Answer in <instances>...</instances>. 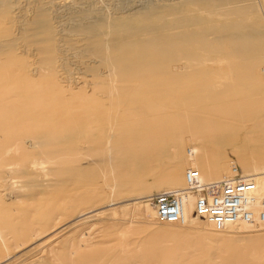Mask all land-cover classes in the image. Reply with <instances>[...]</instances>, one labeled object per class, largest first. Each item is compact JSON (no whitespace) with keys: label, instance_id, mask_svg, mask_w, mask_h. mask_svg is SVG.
<instances>
[{"label":"bare ground","instance_id":"6f19581e","mask_svg":"<svg viewBox=\"0 0 264 264\" xmlns=\"http://www.w3.org/2000/svg\"><path fill=\"white\" fill-rule=\"evenodd\" d=\"M68 1L75 16H70L63 25L49 9L51 0H24L17 7L19 11L16 9L18 13L14 12L18 0H0L2 12L10 16L16 27L9 45L15 46L18 34L37 45L34 52L41 53L40 62L47 68L41 66V73L51 77L56 93L53 98L45 97L25 86L0 100V207L7 194L14 192L15 198L31 194L23 191V187H42L48 195L45 206L36 201L22 212L25 216L31 213L28 216L30 237L38 238L44 228L53 227L65 214L61 197L66 200L71 195L69 189L64 187L62 191L61 187L67 181L93 185L78 195L79 204L92 202L85 208L88 212L99 207L95 202L106 197V190L116 195L106 199L110 203L122 201L118 195L142 188L148 191L142 196L146 198L142 203L150 204V209L155 211L152 197L158 192L182 189L188 168L197 169L207 183H215L227 175L233 161L228 162L219 179L228 159L226 150H229L243 173L258 175V190L264 191V36L256 33V38L251 40L255 30L248 24L249 13L255 5L264 12V0H140L107 12L101 0ZM238 55L254 57L257 68L247 73L234 70L232 61ZM212 60L226 69L218 67L219 73L215 70L218 74H214L208 67V61ZM57 67L65 70L62 72H66L68 82L75 84L71 89L77 90L64 92L56 80ZM75 72L80 76L89 74L91 78L81 80L75 77ZM130 79L140 85L132 87ZM240 79L247 80L248 92L259 101L256 108L243 97L242 88L237 84ZM89 83L90 88H96V92L92 90L95 95L102 91L99 87L105 94L95 96L90 91L84 92ZM88 92L93 95L96 114H92L98 123V135H77L78 120L71 103L78 98L89 103ZM13 96L22 98V105L5 102ZM195 101H210L205 106L208 112L229 120L221 122L211 116H195ZM30 103L36 109L30 108ZM114 105L116 109L112 108ZM157 106L172 107L171 115L184 117L185 121L190 118L202 125L206 122V126L199 127L207 130L212 125L222 128V135H204L208 137L207 142L201 143L196 138L186 148L184 144L190 140V131L184 128L189 134L186 139L182 133L175 134L168 121L150 118L152 108ZM46 107L50 108L48 113L43 111ZM127 110L134 112V119L119 120L129 114ZM81 114L78 116L86 119V114ZM14 117L20 119L18 123L42 118L68 123L59 135H13ZM204 129L198 131L202 137ZM246 135L252 136V142H247ZM206 145L214 148L213 153ZM46 174H51L53 184L43 181ZM56 192L58 196L53 201ZM139 197L128 198L127 204L108 210L111 215L126 212L127 208L132 211L141 202ZM193 208L194 197L186 194L183 198L185 220L181 226L195 229L202 240L220 244L218 264H264V233L250 234L252 230L248 226L236 223L221 230L229 232L227 229H230L238 233L236 236L224 232L214 233L215 238L207 237L204 220L194 215ZM140 216L147 223L146 216ZM9 220L10 215L5 217L0 213V239L2 228H10ZM159 224L167 227L161 230V237L178 243L171 264H196L197 256L204 253L196 234L183 236L180 229L173 228L174 224ZM261 229L264 228L253 231ZM81 237L80 233L76 237V248L82 244ZM207 249L206 260L199 264H212L211 252ZM162 259L159 264L170 261L164 256Z\"/></svg>","mask_w":264,"mask_h":264},{"label":"rangeland","instance_id":"374dc122","mask_svg":"<svg viewBox=\"0 0 264 264\" xmlns=\"http://www.w3.org/2000/svg\"><path fill=\"white\" fill-rule=\"evenodd\" d=\"M101 1L103 3L101 4L104 6V8H106L107 12L108 10L112 9L117 10L122 6L125 7L132 2L137 3L140 0ZM155 1L159 2V0ZM23 4L24 0H18V5L14 9V12L18 13L19 9H17V7L22 6ZM68 5V0H51V3L49 4L51 13L53 14V16H56L57 20L63 25L66 24L70 16H75L73 14V8L69 7ZM249 16L250 17L248 24L255 30L253 38L251 40L256 38V33L264 36L263 10L259 9V7L255 5L254 8H252V10L250 11ZM4 29H7V32ZM15 29V23L10 21V16L4 14L0 7V85L2 86V90L0 92V100L2 99V97L12 95L13 91L22 90V88L25 86H28L35 91H39L45 97H47L48 95L50 98H53L52 95H54L55 97L56 93L53 88L51 77L48 75V73H41V66L44 69L47 68H45V66L40 62L42 58L41 53L34 52V49L37 45L29 43V39L24 35L21 36V34H18L16 36L15 46L9 45V43H12L13 33L16 31ZM236 59L232 61V67L234 70L240 73H247L257 68L258 62L254 60V57L246 56L245 58V56L238 55ZM209 62H211L212 64ZM216 63L217 62H213V60L208 61V67L214 70V74L217 73L215 72V70L218 71V67L219 69H226L225 65H217L218 63ZM64 66L69 69L68 65ZM57 68L59 69L56 80H58L57 82L62 86L64 92L68 93L77 90L71 89L75 86V84L68 82L66 72H62L65 70L60 69L61 67ZM23 69H27L28 71L25 72L23 71ZM74 75L75 77H81V80L89 77V74H82L83 76H85L84 78H82V75L80 76V73L77 72H75ZM87 78L86 80H89L91 77H89L88 79ZM130 80V84H132V87H138L140 85L137 80ZM213 81L214 80L211 79V82ZM3 82L4 84H2ZM237 84L238 87L242 88L241 93L243 97L245 99H248L250 101V104H253V108H256L259 104V101L248 92L250 85L247 80L240 79ZM59 85L57 84V86ZM91 86L92 85H90L89 83L86 87L83 88V91H90V93L94 94V92H96L97 90L96 88L95 90H93V88H90ZM79 87L80 86H78V88ZM99 89L102 91H98V95L105 94L102 87H99ZM92 90L94 92H92ZM90 93L88 92L89 96L87 95L89 97V103L85 100V102L82 101L83 99L79 100V98L76 99V103H71L73 104V107L71 106L73 109L72 112L78 120V124H76V126H78L79 134L77 135H98L96 132L98 123L95 119V116H93L94 114H96L91 100L93 99V95H90ZM98 95L96 93L95 96ZM102 100L105 101L104 99ZM9 101L21 103L22 105V98H20L19 96H13L11 99H8L5 102L7 103ZM80 101H82L83 104H80ZM209 102L195 101L194 105L196 106H193V114L198 117L211 116L221 122L229 120V118H221L209 113L207 108L205 107L207 104H209ZM211 104H213V102H211ZM75 105H77L78 107H75ZM31 107L36 109L33 103H30V108ZM116 107L117 106L114 105L112 108L116 109ZM105 108L107 107L105 106ZM49 110L50 108L46 107V109H44L43 111H45L44 113H48ZM80 111L82 112V114H86V119L85 116H82ZM127 111L129 114L125 115V117H123L124 115L121 114L122 116L120 115L121 117L119 118V120H125L129 118L134 119V112L131 110ZM161 111H163V114H160ZM171 111L172 107L170 106H157L152 108L151 112L153 113V115H151L150 118L156 121L161 120L164 123L168 121L171 128L173 127V132L178 135L182 133V135H184L186 139L190 134V140H186L184 144V147L186 148L194 143L196 141H194V139L196 138H199L201 143L207 142L208 137L204 135H222V128L216 129L215 125H212L211 129L207 130V127H199L202 124L192 122V119L190 118H185V121L184 117L179 118L171 115ZM79 112L82 117H79ZM89 112H91V114ZM170 118L172 119V122ZM19 120L20 119L15 118L13 121V135H59V133L64 129L65 124L68 123H54L48 118H42L35 122L23 123H18ZM62 120L65 121L66 119ZM202 123V126H206L207 124L206 122ZM248 123L251 125V121H249ZM31 126H33L32 130L34 129V131L31 130ZM184 128H187L186 130L188 132L190 131L189 134ZM178 129L180 132L177 133ZM203 129L205 130V132L203 133L202 137L201 132H203ZM195 134H198V137ZM191 135L193 136V138L191 137ZM246 137L248 143L252 142L251 135H246ZM91 144L90 146H93V144ZM206 147L207 149L209 147L211 148V146L209 145H206ZM210 148L209 150H211L213 153L214 148ZM226 151L228 153V159L223 167L219 179L224 173L225 169H227V164L229 161H233L237 165V161L234 159L233 155L229 152V150ZM91 158H94L92 153ZM172 159L174 160L175 158L172 157ZM90 162L92 163V160H90ZM185 169L186 168L182 170V173L185 171ZM14 179L22 180L18 177H15ZM43 181H49V184H53L55 182L52 181L51 174H46ZM88 182L92 181L88 180ZM91 186L93 185L90 183H87V185H78L77 183L67 181L65 183V186L61 187L62 191H64V187L66 188V190L69 189V195H71V197H67L66 200L64 199L63 195L61 197V199L63 198L66 207L65 214L56 221V224L53 227L44 228V232L41 233V235L36 239L29 236L28 216L31 215V213L27 212L25 216L24 214H22V212L36 201L41 202L40 206H45L48 196L47 193L43 191L42 187L33 186L23 187V191L31 194H26L20 198H15L14 192L5 195V197H3L4 203L0 207V213H2L5 217L7 214L10 215V220L8 221V225L10 228L9 230L2 228L3 235L1 239L4 242L0 241V264H30L32 262H35L37 264H159V261L163 260L162 256H164L166 259L170 258V261L167 262V264H171L173 255L175 254L174 249L178 246V243L174 239H167L165 236L161 237V230H166L167 227L160 225V222L156 220L155 211L150 209V204L142 203V201L146 199L142 196L148 193L146 189H135L129 191L128 193H124V196L118 195L119 199L122 201H113L110 203H107L106 199L108 197H115L116 195L112 191L109 190L108 193V190H106V197H103L101 200L95 202L99 207H94L92 211L88 212V209L85 210V208L92 202L79 204L80 202L78 195H81L84 191L90 189ZM156 192H158V190L155 191V193ZM22 194L23 193L21 192V195ZM57 196L58 192L54 194L52 200L54 201ZM133 196H141L138 198L139 200H141V202L136 204L135 207H133L132 211L127 208L126 212L113 215L110 214V211L108 209L112 210L117 205L127 204L128 198H131ZM71 205L72 207H70ZM140 215L146 216L147 223L143 222L144 217L142 218ZM199 218L204 220L201 217ZM148 220L151 222H149ZM152 223L153 225H149ZM174 225L175 227L173 228L180 229L181 234L183 233V236L189 234V236H192V234H196V236L200 239L201 245L204 246V248L202 249V251L204 250V253L197 256L195 260L196 264H199L201 261L206 260L205 255L208 252V247L212 256V264H218L220 262L219 256L221 254L219 253L220 244L218 242L209 241L207 239L202 240V236L197 234L194 231L195 229L193 228L190 229L189 227H183V225L181 226V224ZM203 228L206 231L204 235L207 237L208 235H210L211 237L215 238L217 235L214 233H226V235L228 234L230 236H236L238 234L230 229H227L229 232H218L217 230L211 229V225L205 220L203 221ZM209 229H211L210 232H208ZM79 233L82 236V244L79 248H76V237ZM248 233H264V229H261V231H250ZM197 241L198 239L194 240L195 243Z\"/></svg>","mask_w":264,"mask_h":264},{"label":"built area","instance_id":"2783aa9c","mask_svg":"<svg viewBox=\"0 0 264 264\" xmlns=\"http://www.w3.org/2000/svg\"><path fill=\"white\" fill-rule=\"evenodd\" d=\"M256 174L243 173L230 163V172L215 183L202 180L199 171L188 168L182 189L156 193L151 201L156 220L162 223L183 224V198L194 197L193 213L206 220L214 230L242 223L248 229L264 228V191H259Z\"/></svg>","mask_w":264,"mask_h":264}]
</instances>
